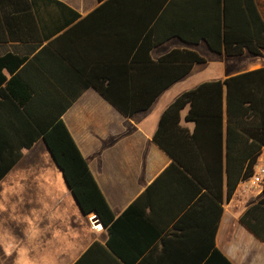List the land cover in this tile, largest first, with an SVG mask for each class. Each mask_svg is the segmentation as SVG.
<instances>
[{"label": "crops", "instance_id": "crops-1", "mask_svg": "<svg viewBox=\"0 0 264 264\" xmlns=\"http://www.w3.org/2000/svg\"><path fill=\"white\" fill-rule=\"evenodd\" d=\"M56 1L69 9L40 2L29 13L0 15L6 19L0 22V58L12 55L24 60L16 70L3 71L0 148L16 151L35 135L29 127L31 117L42 125L47 116L59 115L61 107L75 99L62 120L114 216L120 217L156 184L147 197L154 209L146 211L160 226L161 234L151 238L149 249L132 264H207L213 253L203 252L211 240L230 264H264V242L240 222L250 207L264 199L263 187L247 194L239 187L224 203L218 230L212 236L217 211L214 206L210 210L205 207L206 191H198L178 175L161 177L172 159L153 140L162 115L183 94L264 68V52L254 56L244 48L240 56L218 54L199 38L217 35L226 13L235 31L246 38L253 7L264 23V0ZM151 34L165 37L164 42L152 50L147 45L140 49L137 41ZM178 50L196 52L206 62L196 64L186 77L164 90L146 111L126 117L95 88H87V81L113 61V81L122 86L135 83V91L132 86L125 91L120 87L121 96L131 98L153 91L151 84L161 80L156 74H139L131 81V77L119 75L123 66L143 65L147 52L157 62ZM211 65V70L202 67ZM163 76L165 81L169 75ZM202 101L199 110L204 116L217 114V95H203ZM190 108L181 112L180 125L192 132L196 124L186 120ZM215 122L202 125L200 144L217 145ZM44 148L47 150L40 139L31 149H22L21 159L0 182V219L41 227L40 238L48 241L38 264H78L93 244L105 246L107 231L91 228L90 216L81 212L70 190L63 191L56 164L46 165ZM187 214L181 228H175ZM54 223L58 237L52 230ZM2 257L0 264H5L2 261L8 258ZM81 264L124 263L109 253H92Z\"/></svg>", "mask_w": 264, "mask_h": 264}, {"label": "trees", "instance_id": "trees-1", "mask_svg": "<svg viewBox=\"0 0 264 264\" xmlns=\"http://www.w3.org/2000/svg\"><path fill=\"white\" fill-rule=\"evenodd\" d=\"M0 0V15L15 12L29 13L37 3L54 4L68 10L65 5L56 0ZM6 19H1L4 22ZM224 25L219 26L217 35L205 34L199 38L205 40L211 51L228 56H240L246 48L254 56H262L264 52V23L253 7L251 28L246 38L235 31L226 13ZM239 34V35H237ZM164 38L140 37V49L145 45L152 48L162 44ZM182 40L187 37L180 35ZM147 54L146 63L139 67H125L119 75L131 81L141 74L155 75L156 80L151 86L153 91L144 92L131 98L119 94V88H131L135 91V83L119 85L113 80L115 75L110 69L114 62L105 63L100 74H94L92 80L87 81V88H95L106 100L116 107L124 116L131 117L136 113L146 111L157 97L167 88L186 77L196 64L206 62L205 58L190 50L173 51L157 62H153ZM137 54L134 59L138 60ZM24 60L12 55L0 58V86L6 81L4 70H16ZM167 76L164 81L163 75ZM213 93L218 96L217 114L204 116L199 108L203 104L202 97ZM75 102L68 101L60 109L59 115L47 116L41 125L33 117L30 119L35 135L13 151L10 147L0 148V182L21 159L22 149H31L37 140L43 139L54 163L62 172L68 189L72 193L78 207L85 216L97 215L100 223L107 231L108 240L105 246L93 244L86 254L78 261H82L92 253H109L124 264H132L135 257L146 252L151 246V238L161 234L158 223H155L147 208L152 211L154 203L147 201V197L155 189V183L133 202L124 213L116 218L102 195L80 149L76 145L70 132L62 120L63 114ZM191 106L186 120L195 122V129L191 132L182 128L181 112ZM218 124L217 145H202L199 143L201 127L204 123ZM215 122V123H216ZM154 142L172 159V164L161 177L178 175L184 181L195 185L200 191L207 193L205 207L210 210L214 206L217 219L213 225L212 236L218 230L219 221L223 216V205L235 195L241 183L250 180L255 175L258 158L264 152V68L233 76L224 82L203 84L197 89L180 96L162 115ZM2 142L0 141V144ZM264 192V185H263ZM162 195V194H161ZM199 201V203H201ZM198 206V203L195 205ZM181 208V207H180ZM187 214L175 228H181ZM240 222L248 228L258 239L264 242V199L250 207L240 218ZM181 230H185L182 228ZM212 240L203 252L213 253L207 264H230L228 260L214 248Z\"/></svg>", "mask_w": 264, "mask_h": 264}, {"label": "rangeland", "instance_id": "rangeland-1", "mask_svg": "<svg viewBox=\"0 0 264 264\" xmlns=\"http://www.w3.org/2000/svg\"><path fill=\"white\" fill-rule=\"evenodd\" d=\"M202 67L211 70L213 66ZM203 74L206 75L205 73ZM40 154L41 153H39V155ZM44 156L47 157L46 159L48 161L46 165H55L50 153L47 152L46 149L44 150ZM56 169L61 175L63 191L69 192L62 172L57 166ZM15 216L14 214V218ZM57 228L58 226L54 223L52 230L56 237L59 235ZM40 230L41 227L37 228L35 223H4V221L0 219V256L3 254V259L4 257L8 258L4 259L2 262L5 264H38L42 259V253L48 241V239H46L45 242L40 238Z\"/></svg>", "mask_w": 264, "mask_h": 264}, {"label": "built area", "instance_id": "built-area-1", "mask_svg": "<svg viewBox=\"0 0 264 264\" xmlns=\"http://www.w3.org/2000/svg\"><path fill=\"white\" fill-rule=\"evenodd\" d=\"M264 185V152L258 158L257 164L255 166V175L250 180L240 184L241 193L247 194L257 188H262ZM91 228L94 231H99L102 229V224L96 215H91L89 218Z\"/></svg>", "mask_w": 264, "mask_h": 264}, {"label": "water", "instance_id": "water-1", "mask_svg": "<svg viewBox=\"0 0 264 264\" xmlns=\"http://www.w3.org/2000/svg\"><path fill=\"white\" fill-rule=\"evenodd\" d=\"M95 215V214H94ZM97 216V215H96ZM102 227H103V225H102ZM104 228V227H103Z\"/></svg>", "mask_w": 264, "mask_h": 264}]
</instances>
